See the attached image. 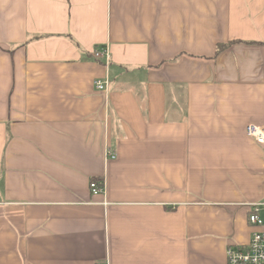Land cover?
Instances as JSON below:
<instances>
[{
  "label": "crops",
  "instance_id": "0c3cea01",
  "mask_svg": "<svg viewBox=\"0 0 264 264\" xmlns=\"http://www.w3.org/2000/svg\"><path fill=\"white\" fill-rule=\"evenodd\" d=\"M248 125L264 0H0V264H227L264 202Z\"/></svg>",
  "mask_w": 264,
  "mask_h": 264
},
{
  "label": "built area",
  "instance_id": "2783aa9c",
  "mask_svg": "<svg viewBox=\"0 0 264 264\" xmlns=\"http://www.w3.org/2000/svg\"><path fill=\"white\" fill-rule=\"evenodd\" d=\"M95 60L107 61L110 57L108 47L95 49L92 53ZM95 87L98 91H106L107 82L96 81ZM246 134L256 144L264 148V128L257 125H248ZM110 156V153H108ZM116 159V156H111ZM90 189L94 196L104 193V184L96 181L90 183ZM249 222L255 229L248 244L240 247L230 246L227 249V264H264V202L250 205Z\"/></svg>",
  "mask_w": 264,
  "mask_h": 264
},
{
  "label": "trees",
  "instance_id": "16d2710c",
  "mask_svg": "<svg viewBox=\"0 0 264 264\" xmlns=\"http://www.w3.org/2000/svg\"><path fill=\"white\" fill-rule=\"evenodd\" d=\"M99 183V182H98ZM101 183V182H100Z\"/></svg>",
  "mask_w": 264,
  "mask_h": 264
}]
</instances>
